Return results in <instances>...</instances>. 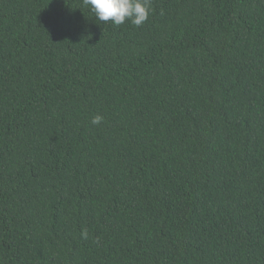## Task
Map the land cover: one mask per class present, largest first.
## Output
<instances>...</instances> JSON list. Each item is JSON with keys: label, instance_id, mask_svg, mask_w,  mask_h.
<instances>
[{"label": "trees", "instance_id": "1", "mask_svg": "<svg viewBox=\"0 0 264 264\" xmlns=\"http://www.w3.org/2000/svg\"><path fill=\"white\" fill-rule=\"evenodd\" d=\"M0 264H264V0H0Z\"/></svg>", "mask_w": 264, "mask_h": 264}, {"label": "clouds", "instance_id": "2", "mask_svg": "<svg viewBox=\"0 0 264 264\" xmlns=\"http://www.w3.org/2000/svg\"><path fill=\"white\" fill-rule=\"evenodd\" d=\"M83 2L98 21H111L116 26L130 22L133 26L140 27L149 19L152 10V0H83ZM102 121L103 117L100 115L92 119L94 125H99Z\"/></svg>", "mask_w": 264, "mask_h": 264}]
</instances>
